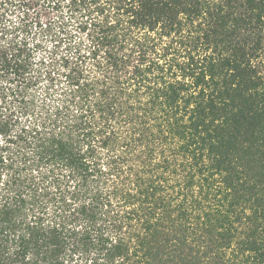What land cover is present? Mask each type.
I'll use <instances>...</instances> for the list:
<instances>
[{
  "label": "trees",
  "instance_id": "obj_1",
  "mask_svg": "<svg viewBox=\"0 0 264 264\" xmlns=\"http://www.w3.org/2000/svg\"><path fill=\"white\" fill-rule=\"evenodd\" d=\"M0 84V264H264V0H0Z\"/></svg>",
  "mask_w": 264,
  "mask_h": 264
},
{
  "label": "rangeland",
  "instance_id": "obj_2",
  "mask_svg": "<svg viewBox=\"0 0 264 264\" xmlns=\"http://www.w3.org/2000/svg\"><path fill=\"white\" fill-rule=\"evenodd\" d=\"M38 12H39L38 10H36V11L31 10L30 16L37 17V13ZM10 17L13 18V21H16V22L19 21L18 20V14H14L12 16L10 14ZM51 17H55V16H51ZM47 18L45 16H43V14L41 15V21L43 23H48L49 18H48V20H47ZM39 31H40L39 27H38V30L34 29L33 35L35 33L39 32ZM35 37L37 39L30 38V40H29L30 42L29 43H30V47L34 50L33 51V54H34V58L33 59L34 60L36 59V63H38L40 61V59H42L43 57H47L48 56V48L52 49L54 43H52V41L50 39H46L45 37H42L41 33L38 34V37L37 36H35ZM0 86H1V84H0ZM9 86L10 85H7L6 87H9ZM47 87H49L48 82L46 80H41V83L39 85H37L36 90H37L38 93L44 94L46 89H47ZM42 99H43V96H41L40 100H42Z\"/></svg>",
  "mask_w": 264,
  "mask_h": 264
}]
</instances>
